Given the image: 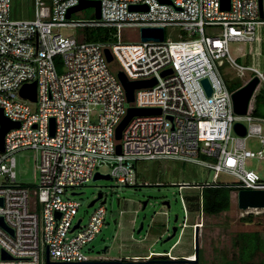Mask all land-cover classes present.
I'll list each match as a JSON object with an SVG mask.
<instances>
[{"label":"built area","instance_id":"1","mask_svg":"<svg viewBox=\"0 0 264 264\" xmlns=\"http://www.w3.org/2000/svg\"><path fill=\"white\" fill-rule=\"evenodd\" d=\"M81 1L35 0L34 18L14 20L13 0H0V109L20 123L6 135L5 151L0 152V217L13 230L12 235L0 226V264H46L47 252L54 262L101 260L92 256L89 245L105 225V206L100 203L89 220L80 218L81 224L73 230L82 206L73 193L90 183L104 164L122 186H137L138 162L174 160L208 167L216 180L221 173L238 180L235 185H181V190L264 189V181L246 167L249 160L264 162V119L253 114V102L245 116L235 114L232 92L219 70L228 63L241 78L249 75L243 84L258 77L256 93L264 89V72L238 63L230 49L234 42H256L257 28L264 25V0L263 18L260 0H232L230 11L222 10L221 0H172L173 5L159 0H89L101 2L100 20L73 19L82 11L67 19L68 11ZM141 5L148 11L131 10ZM66 27L78 29L77 36L58 31ZM93 27L115 28L117 42L85 41L79 31ZM158 27H182L189 37H199L141 40V28ZM215 27L222 28L219 34L208 33ZM125 29L139 31V39L125 42ZM106 48L119 70L107 61ZM168 69L173 73L162 76ZM118 71L133 81L156 78L157 84L137 90L135 102L129 104ZM203 79L210 81L211 97ZM34 81L37 102L20 96V89ZM28 103L38 104V112L33 113ZM130 106L161 109L162 113L134 117L117 140L116 129ZM52 118L54 136L50 134ZM236 123L246 126L245 137L235 133ZM249 138L256 139L260 149L247 148ZM23 149L39 153L38 186L33 188L17 184L15 153ZM182 200L186 202L184 233L192 211L189 200ZM198 203L196 213L204 221L202 200ZM240 214L264 218L241 210ZM171 251L160 256L178 259ZM4 253L10 258L4 259Z\"/></svg>","mask_w":264,"mask_h":264},{"label":"rangeland","instance_id":"2","mask_svg":"<svg viewBox=\"0 0 264 264\" xmlns=\"http://www.w3.org/2000/svg\"><path fill=\"white\" fill-rule=\"evenodd\" d=\"M50 5L49 2H47ZM35 0H13L11 16L12 19H30L34 18ZM94 9L88 8L82 13L74 15L76 20H89L95 18ZM207 28L206 30H208ZM222 28H211L208 33L214 35L220 33ZM65 36H77L78 29L60 28L58 30ZM182 27H167L165 36L173 41L183 39L198 38L199 36H190ZM124 41L131 42L139 39V31L125 29ZM114 41L118 38L115 34ZM231 54L239 59V63L245 67H252L264 72V25L257 28L256 42L230 44ZM221 63H218L220 65ZM114 70H119L116 61L111 63ZM219 70L228 83L244 82L249 78L246 75L241 78L237 70L228 63L219 66ZM31 111L37 113L39 106L36 103H28ZM246 146L252 150L260 149L258 141L249 138ZM17 184L29 188L38 186L39 153L31 149H23L15 153ZM247 169L254 171L264 181V162L258 160H249ZM138 173L137 186H122L115 180L91 181L86 186L77 189V192H84L83 195L75 197L82 204L79 209L77 219L83 218L85 222L89 220L94 207L88 208L89 203L95 199L99 191L107 197L105 225L95 240L89 245L92 249V256L103 260H122L133 261L148 259L152 256H160L171 250L174 245L172 255L189 254L193 257L196 252L195 230L192 226L199 223L203 224L199 231V262L195 264H227L234 262L238 258V251L235 246V239L238 233L260 232L264 236V218H256L252 222L243 221L240 210L237 209L234 199L233 205L228 212L218 216H210L204 213L201 221L199 213H190L187 221L188 228L184 233H180L185 214V206L182 198L199 197L201 191L198 188L180 189L181 185H200L215 184L235 185L238 180L229 174L221 173L217 180L214 170L192 163H183L174 160L140 161L136 164ZM99 172L108 174L110 167L107 164L99 166ZM119 201V202H118ZM148 201L145 210L142 209L143 203ZM169 202L170 208L164 207L163 203ZM244 214L264 215V210L243 211ZM260 214V215H259ZM179 216L177 223H174L175 216ZM192 216V217H191ZM196 216V217H195ZM252 219V218H249ZM117 221V224L114 222ZM144 228L140 234L138 230L141 224ZM190 225V226H189ZM177 226L179 233L170 242L164 241L169 236L168 232ZM151 230H158L160 233H147ZM108 247L106 252L103 249ZM172 252V251H171ZM179 259V258H178ZM158 261V260H157Z\"/></svg>","mask_w":264,"mask_h":264},{"label":"water","instance_id":"3","mask_svg":"<svg viewBox=\"0 0 264 264\" xmlns=\"http://www.w3.org/2000/svg\"><path fill=\"white\" fill-rule=\"evenodd\" d=\"M160 3L163 4H169L173 5L172 0H159ZM232 7V0H221V8L223 11H230ZM88 8L94 9L95 18L97 20H100L102 15V7L100 1H89V0H83L78 4L77 6L71 8L68 11L67 19H70L71 16L75 13H78L80 11L86 10ZM260 9H261V18H263V7H262V0H260ZM131 10L136 11H148V7L146 5L141 6H132ZM140 37L143 42H149V41H155V42H163L165 40V29L163 27L158 28H141L140 29ZM105 56L107 58V61L109 63H112L114 61V57L111 53V51L106 48L105 49ZM173 70L168 69L165 70L162 73V76H166L169 74H172ZM118 79L122 83L127 97V102L129 104L135 102V93L139 89L143 88H152L157 84V79L153 78L150 80H144V81H133L130 80L127 75L123 71L117 72ZM202 84L206 90L207 96L211 97L213 94V89L210 84V81L208 79H203ZM260 84V79L258 77H254L251 79L248 83L237 89L232 93V99L234 104V111L235 114L238 116H245L250 108L251 102L255 96L256 90ZM37 94H38V86L37 82L34 81L31 84H25L20 89V96L23 99L29 100L31 102H37ZM162 113L161 109H152V108H137L130 106L128 108V112L126 117L122 120L120 125L116 129V139L121 140L124 130L127 128L129 123L132 121L134 117L137 116H154V115H160ZM20 127L19 122H13L8 117L4 115V112L2 109H0V152L5 151V138L6 135L13 129H17ZM36 128V126L34 127ZM234 131L235 133L240 137H245L247 135V128L242 123H236L234 125ZM56 132V123L55 120L52 118L50 120V134L51 136H54ZM117 153L121 154V145L117 146ZM101 180H113L112 177L108 174H101L100 172H97L93 178L94 182L101 181ZM84 192H74L73 196H81ZM233 198L235 199L236 206L238 210L246 211L249 209H264V189H240L238 191H235L233 193ZM119 202V201H118ZM96 203H101L102 205H105L107 203V198L104 196V193L99 192L97 193V197L93 199L89 205L88 208H92L95 206ZM148 201H145L143 203L142 209L145 210L147 207ZM0 205H3V198H0ZM233 205V203H232ZM164 207L170 208L169 202L163 203ZM58 217L61 216L60 213L57 214ZM179 220V216L176 215L174 219V223H177ZM81 219L78 220V223L73 228V230L77 229L79 225L81 224ZM117 224V221L114 222ZM0 226L5 228L10 234L13 235V230L7 226V224L4 221L3 217H0ZM144 228V224L142 223L138 234L141 233V231ZM178 227L174 226L172 228V235L167 237V239L164 241L165 243L170 242L172 239H174L177 235ZM199 231L200 227L196 228V234H195V246H196V252H195V260L192 259H186V258H180V259H168V260H154V259H143L140 261V259L128 261L125 263L122 260H98V261H89V262H76V263H65V262H54L50 259V254L47 252L46 255V264H195L198 263L199 258ZM108 250V247H105L103 249V252H106ZM4 259H9L10 257L4 253L3 255Z\"/></svg>","mask_w":264,"mask_h":264},{"label":"trees","instance_id":"4","mask_svg":"<svg viewBox=\"0 0 264 264\" xmlns=\"http://www.w3.org/2000/svg\"><path fill=\"white\" fill-rule=\"evenodd\" d=\"M94 14H92L93 16ZM92 17L89 20H93ZM79 33H83L82 38L87 42H98L104 44H111L115 39L116 29L109 27H93L85 28ZM239 63V59H237ZM56 66L58 71H63L60 58H56ZM227 83V82H226ZM228 88L231 92L236 91L242 87V82L228 83ZM254 103L253 114L256 117L264 119V89L262 88L252 100ZM251 102V103H252ZM236 188L228 186H217L201 189V195L199 197H187L190 202L191 211L199 210L200 200L203 204V212L210 216H218L222 213H226L230 210L232 205L233 193L237 191ZM197 202V203H195ZM192 203V204H191ZM252 218V219H249ZM246 222H252L254 215H249L242 219ZM235 246L238 251V258L234 262H227V264H264V236L260 232H243L238 233L235 239ZM168 253V252H167ZM195 255V253L193 254ZM154 260H167V257H153ZM198 258V262H199ZM125 263L128 262L125 258L122 259Z\"/></svg>","mask_w":264,"mask_h":264},{"label":"flooded vegetation","instance_id":"5","mask_svg":"<svg viewBox=\"0 0 264 264\" xmlns=\"http://www.w3.org/2000/svg\"><path fill=\"white\" fill-rule=\"evenodd\" d=\"M99 192H102V191H99ZM99 192H98V193H99ZM96 197H97V195L95 196V198H96ZM106 198H107V197H106ZM147 233H160V232H159L158 230H151V231H149V232H147ZM168 233H169L168 235L171 236L173 232H172V231H169ZM178 233H179V229H178V231H177V234H178ZM180 233H181V231H180ZM169 236H168V237H169ZM101 260H103V259H101Z\"/></svg>","mask_w":264,"mask_h":264},{"label":"crops","instance_id":"6","mask_svg":"<svg viewBox=\"0 0 264 264\" xmlns=\"http://www.w3.org/2000/svg\"><path fill=\"white\" fill-rule=\"evenodd\" d=\"M234 202V198H232V203ZM192 204V203H191ZM193 214L196 213V211L192 212ZM192 217V216H191ZM196 217V216H195ZM176 257H188L189 254H176Z\"/></svg>","mask_w":264,"mask_h":264},{"label":"bare ground","instance_id":"7","mask_svg":"<svg viewBox=\"0 0 264 264\" xmlns=\"http://www.w3.org/2000/svg\"><path fill=\"white\" fill-rule=\"evenodd\" d=\"M111 64V63H110ZM243 85H245V84H243ZM242 85V86H243ZM233 93V92H232ZM101 173V172H100ZM101 174H103V173H101ZM108 175H110V174H108ZM113 179V178H112ZM93 181V180H92ZM249 210H258V209H249ZM261 210H264V209H261ZM246 211H248V210H246ZM251 214H253V213H251ZM260 215V214H259ZM196 258H193L192 260H195Z\"/></svg>","mask_w":264,"mask_h":264},{"label":"clouds","instance_id":"8","mask_svg":"<svg viewBox=\"0 0 264 264\" xmlns=\"http://www.w3.org/2000/svg\"><path fill=\"white\" fill-rule=\"evenodd\" d=\"M176 245H177V244H176ZM175 248H176V246H175L174 248L172 247L173 250H174ZM173 250H172V253H173ZM154 257H159V256H154ZM161 257H166V256H161ZM188 257H189V256H188ZM167 258H168V257H167ZM180 258H184V257H179V259H180ZM151 259H152V258H151ZM168 259H169V258H168ZM168 259H167V260H168Z\"/></svg>","mask_w":264,"mask_h":264}]
</instances>
